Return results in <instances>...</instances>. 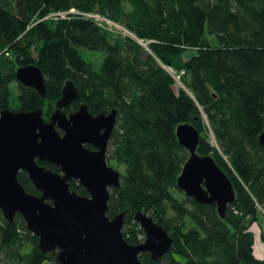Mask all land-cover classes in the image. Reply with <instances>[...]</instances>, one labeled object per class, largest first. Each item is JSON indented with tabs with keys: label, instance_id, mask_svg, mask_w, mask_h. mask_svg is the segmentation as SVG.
I'll use <instances>...</instances> for the list:
<instances>
[{
	"label": "trees",
	"instance_id": "16d2710c",
	"mask_svg": "<svg viewBox=\"0 0 264 264\" xmlns=\"http://www.w3.org/2000/svg\"><path fill=\"white\" fill-rule=\"evenodd\" d=\"M86 14L123 26L149 52ZM86 50L104 53L99 66ZM29 63L44 74V95L15 78ZM165 66L182 72L181 85ZM67 80L79 96L66 113L81 104L92 114L116 110L110 158L121 180L109 191L106 214L124 211L121 232L132 245L144 240L138 211L173 238L171 252L154 261L143 251L142 262L264 264L250 228L264 217V147L257 140L264 130V0H0V111L41 108L48 119ZM183 123L199 133L196 152L210 154L231 181L235 199L224 217L177 186L189 156L175 133ZM17 178L40 194L25 171ZM68 183L87 195L77 181ZM43 262L59 264L56 252L39 249L20 214L8 222L0 212V264Z\"/></svg>",
	"mask_w": 264,
	"mask_h": 264
},
{
	"label": "water",
	"instance_id": "95a60500",
	"mask_svg": "<svg viewBox=\"0 0 264 264\" xmlns=\"http://www.w3.org/2000/svg\"><path fill=\"white\" fill-rule=\"evenodd\" d=\"M15 78L45 94L44 74L36 64L17 67ZM78 96L75 84L67 80L49 120L41 108L0 111V212L8 222L20 214L27 230L38 237L39 249L54 250L59 264H146L139 258L143 251L156 261L171 252L173 244L159 223L144 211L136 212L144 240L132 245L121 232L124 211L111 217L106 214L109 191L119 187L121 180L104 153L116 110L94 116L81 104L66 114L62 108ZM175 133L189 152L177 177L178 188L197 202L215 204L224 217L227 205L235 199L230 179L210 154L196 152L199 133L194 126L179 124ZM257 140L264 147V130ZM86 142L98 149H86ZM37 159L54 164L60 172L38 164ZM19 171L26 172L39 195L25 190L17 178ZM71 179L87 195L71 190Z\"/></svg>",
	"mask_w": 264,
	"mask_h": 264
},
{
	"label": "rangeland",
	"instance_id": "374dc122",
	"mask_svg": "<svg viewBox=\"0 0 264 264\" xmlns=\"http://www.w3.org/2000/svg\"><path fill=\"white\" fill-rule=\"evenodd\" d=\"M71 12H76V11L73 10ZM113 27H115V29L117 31H119L122 35H128L129 37H132L133 39L138 41V43L144 48V50L149 52V49L147 47V43L144 42V41L138 40L132 33L128 32L123 26H121L119 24H114ZM191 54H193V51H187L184 55L187 57V56H190ZM86 55L89 58H91L92 61H94L96 63V66H99L101 64L102 59H103L104 53L101 52V51L100 52H94V51L86 50ZM165 68L172 74V77H173V79L175 81V85L176 86L181 85L180 81H179V75L182 72H178V73L176 72L175 73V71L172 68L166 67V66H165ZM10 88H11L10 104L12 105V108H14V106L16 105V101H17V94H16L14 82L10 84ZM212 140H213V138H212V135L210 133V141H212ZM111 163L113 164V168L120 167V165L115 164V162H111ZM261 217H262V219H264L263 215H261ZM250 228L254 232V241L257 242V240H258L259 245H261V243H263V242L261 241L262 239H260V234H259V231H258L259 229L255 228V226H253V225H251ZM261 231H262V229H261ZM254 246H255V244H254ZM263 250H264V248H263ZM255 251H256V248H255ZM258 254H259V256H263V254H262V252H260V250H258ZM42 264H47V262H43Z\"/></svg>",
	"mask_w": 264,
	"mask_h": 264
},
{
	"label": "flooded vegetation",
	"instance_id": "af4514ba",
	"mask_svg": "<svg viewBox=\"0 0 264 264\" xmlns=\"http://www.w3.org/2000/svg\"><path fill=\"white\" fill-rule=\"evenodd\" d=\"M70 104V103H69ZM80 106V105H79ZM78 106V107H79ZM67 107V106H66ZM66 107H64V108H66ZM78 107H77V109H78ZM54 109H55V103H54ZM77 109H75V110H71L70 112H65L66 114H70V113H72V112H74V111H76ZM54 111V110H53ZM53 111H52V113H53ZM89 112V111H88ZM110 111H108V112H99V113H105L106 115L109 113ZM51 113V114H52ZM90 113V112H89ZM99 113H90V114H92V115H97V114H99ZM49 118H50V116L48 117V119L47 120H49ZM115 120H116V116H115ZM114 125H115V121H114ZM114 125H113V128H112V130H111V132H110V134H109V136H108V138H107V140H106V145H105V159H106V163L109 165V166H111V165H113L111 162L113 161L114 162V160L115 159H111L110 158V143H111V136H112V133H113V130H114ZM58 130V132L60 133V134H62L63 132H62V130L61 129H57ZM104 131V128H102V129H100V134L102 133ZM84 147L86 148V149H88V150H90V151H96L97 149H98V147L95 145V144H92V143H88V142H86V143H84ZM57 167V166H56ZM112 167V166H111ZM118 171V170H117ZM56 172H60V170H59V168L57 167V171Z\"/></svg>",
	"mask_w": 264,
	"mask_h": 264
},
{
	"label": "crops",
	"instance_id": "0c3cea01",
	"mask_svg": "<svg viewBox=\"0 0 264 264\" xmlns=\"http://www.w3.org/2000/svg\"><path fill=\"white\" fill-rule=\"evenodd\" d=\"M253 226H255V228H258L259 230V233H260V228H262V231H263V233H264V219H262V217H261V215L259 216V218H258V225H253ZM260 226V227H259ZM256 230V229H255ZM260 239H261V237H260ZM262 241V240H261ZM254 244H255V248H256V252H257V254H258V250H260V252H262V254H263V256H260V257H262V258H264V250H263V248H264V244L263 243H261V245H259V243H258V240H257V242L255 241L254 242ZM260 248V249H259ZM258 249V250H257ZM259 255V254H258Z\"/></svg>",
	"mask_w": 264,
	"mask_h": 264
},
{
	"label": "built area",
	"instance_id": "2783aa9c",
	"mask_svg": "<svg viewBox=\"0 0 264 264\" xmlns=\"http://www.w3.org/2000/svg\"><path fill=\"white\" fill-rule=\"evenodd\" d=\"M71 11H73V9L70 10V12ZM65 14H66L65 12H58V13H55L54 15L65 16ZM86 16H92V17H94L97 22H106L108 26H113L114 25V23H112L111 21L105 19L104 17H100L99 15L86 14Z\"/></svg>",
	"mask_w": 264,
	"mask_h": 264
}]
</instances>
